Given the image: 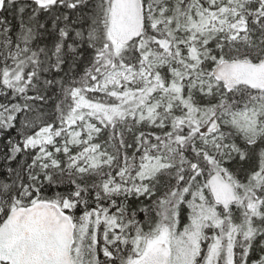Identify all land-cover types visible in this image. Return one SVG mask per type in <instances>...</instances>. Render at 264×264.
<instances>
[{
	"label": "snow or ice",
	"instance_id": "6c2138e0",
	"mask_svg": "<svg viewBox=\"0 0 264 264\" xmlns=\"http://www.w3.org/2000/svg\"><path fill=\"white\" fill-rule=\"evenodd\" d=\"M0 264H264V0H0Z\"/></svg>",
	"mask_w": 264,
	"mask_h": 264
}]
</instances>
